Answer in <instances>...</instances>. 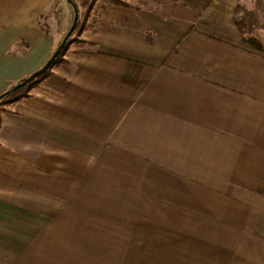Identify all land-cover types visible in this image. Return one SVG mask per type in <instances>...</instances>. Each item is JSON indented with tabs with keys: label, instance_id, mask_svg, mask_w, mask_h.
Listing matches in <instances>:
<instances>
[{
	"label": "crops",
	"instance_id": "1",
	"mask_svg": "<svg viewBox=\"0 0 264 264\" xmlns=\"http://www.w3.org/2000/svg\"><path fill=\"white\" fill-rule=\"evenodd\" d=\"M53 1L0 0V95L63 40ZM142 1L97 0L2 113L0 264H264V0Z\"/></svg>",
	"mask_w": 264,
	"mask_h": 264
},
{
	"label": "trees",
	"instance_id": "2",
	"mask_svg": "<svg viewBox=\"0 0 264 264\" xmlns=\"http://www.w3.org/2000/svg\"><path fill=\"white\" fill-rule=\"evenodd\" d=\"M56 1L58 3V0H55V3H56ZM181 1H186V0H181ZM96 2H97V0H82L80 3L77 2L76 0H72L71 3L69 2L70 5H75L72 7L77 8L78 13H79V19H78L77 27H76L74 33L69 37V39H68L65 47L62 49L61 53L54 59V61L49 65V67L45 71H43L40 75L35 77L33 80H31L26 85L19 88L18 90L11 91V89L14 86L13 85L11 88H9L7 91H5L4 93H2L0 95V107L2 109L0 111V125H1L2 113L10 112L11 111L10 107L15 102L22 100L25 97L30 96V92L32 91V89L35 88L36 86H38L43 81H45V79L51 75L53 67L60 64L61 62L62 63L68 62L64 57L65 53L67 52L70 45L72 44L74 36L77 33H79L81 35V33L83 32V30L85 28V21L89 17L90 12L93 9V7L95 6ZM109 2L113 3V4H122V5L127 4L126 2H124L122 0H110ZM44 28H45V31L48 32V30H49L48 27H44ZM81 41L85 42L84 40H81ZM245 43L247 45H250V46H252L256 49H259V50H262L264 48L263 46H261V42L257 38H254L253 36H246L245 37ZM69 71H71V69H69Z\"/></svg>",
	"mask_w": 264,
	"mask_h": 264
},
{
	"label": "rangeland",
	"instance_id": "3",
	"mask_svg": "<svg viewBox=\"0 0 264 264\" xmlns=\"http://www.w3.org/2000/svg\"><path fill=\"white\" fill-rule=\"evenodd\" d=\"M82 1V0H81ZM80 0H78L77 2H81ZM108 1V0H107ZM110 1V0H109ZM108 1V2H109ZM123 1V0H122ZM126 1V3L128 2L129 4H135V5H144V4H148V3H144V1H142L141 0V2L139 1V0H125ZM124 1V2H125ZM127 3V4H128ZM49 14L50 15H55V17L57 16V17H60L61 18V22L64 20V19H66V21H65V30H66V33L68 32V30L70 29V27L72 26V23H73V20H74V15H75V11H74V8L72 7V5H70V3L68 2V0L66 1V0H58V3H57V1H56V3H55V0L53 1V4H52V6H51V9H50V11H49ZM88 19V18H87ZM87 19H86V21H87ZM86 21H85V25H86ZM42 25H44L45 23H43L44 22V20H43V18L41 19V21H39ZM66 35V34H65ZM250 35V34H249ZM248 35V36H249ZM80 34L79 33H77L75 36H74V39H73V42H72V44L70 45V47L71 46H73V45H75L76 43H79L80 42ZM250 36H253V35H250ZM255 37H257V38H259L260 37V35H258V36H255ZM254 37V38H255ZM261 38V37H260ZM259 40V39H258ZM261 46H263L264 47V43H261ZM65 63H62L61 62V66H63ZM2 109H1V107H0V111H1Z\"/></svg>",
	"mask_w": 264,
	"mask_h": 264
},
{
	"label": "water",
	"instance_id": "4",
	"mask_svg": "<svg viewBox=\"0 0 264 264\" xmlns=\"http://www.w3.org/2000/svg\"><path fill=\"white\" fill-rule=\"evenodd\" d=\"M68 2L71 3L72 0H68ZM72 6H75V5H72ZM74 11H75V15H74V20H73L72 26L70 27V29L68 30V32L64 36V38L61 41V43L59 44V46L56 48V50L53 53V55L51 56V58L47 61V63L42 68L33 72L32 74H30L29 76L25 77L23 80H21L17 84H15L13 86V88L11 89V91L18 90L19 88H21L22 86L26 85L28 82L33 80L35 77L40 75L43 71H45L49 67V65L54 61V59L61 53V51L65 47L69 37L74 33V31L77 27V23H78V19H79V13H78L77 8H75V7H74Z\"/></svg>",
	"mask_w": 264,
	"mask_h": 264
}]
</instances>
